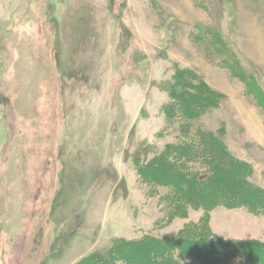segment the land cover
Masks as SVG:
<instances>
[{
  "label": "rangeland",
  "instance_id": "1",
  "mask_svg": "<svg viewBox=\"0 0 264 264\" xmlns=\"http://www.w3.org/2000/svg\"><path fill=\"white\" fill-rule=\"evenodd\" d=\"M181 71L219 105L168 118ZM199 130L246 164L259 206L141 180ZM191 171L193 188L212 176ZM143 239L176 264H264V0H0V264Z\"/></svg>",
  "mask_w": 264,
  "mask_h": 264
},
{
  "label": "trees",
  "instance_id": "2",
  "mask_svg": "<svg viewBox=\"0 0 264 264\" xmlns=\"http://www.w3.org/2000/svg\"><path fill=\"white\" fill-rule=\"evenodd\" d=\"M188 81H193V76L184 71L179 72L172 92H170L175 103L166 110L168 118H171L174 113L176 116L178 113L180 114L177 117L191 118L193 114H200L209 107L215 108L219 105L220 95L207 89L202 82L189 85ZM183 87H188L193 91L182 90ZM198 134L196 142L168 147L171 149L166 148L161 154L164 156L149 160L144 167L140 165L138 172L141 180L157 187H171L176 190L177 195L183 194L184 190H189L190 195L196 196L197 190H203L206 185L204 191H201L206 196V198L202 197L203 204L212 203L216 197L218 199L221 197L222 200L231 204L241 198L248 205L259 206L262 193L246 183L244 179L246 164L230 156L220 139L203 130H199ZM171 153L174 154L177 161L183 163L173 165L174 162H171L172 164H169L167 159L172 157ZM138 159L136 158V160ZM187 164L210 166L212 176L209 178L204 176L203 178L200 176L193 177V188L185 180V177L194 175L192 171L184 174V166ZM195 199V203H201V200L199 201L197 198L196 201ZM157 242L143 239L136 243H128L126 247L124 246L125 243L122 242L123 244L114 245L107 252H97L85 257L77 264H116L117 260L124 264H176L168 253H164L163 242ZM204 244L202 242L199 246ZM122 248H125L126 252L124 250L121 252Z\"/></svg>",
  "mask_w": 264,
  "mask_h": 264
}]
</instances>
